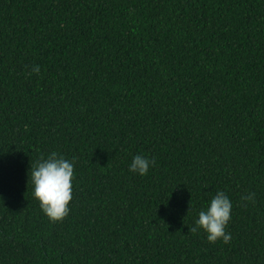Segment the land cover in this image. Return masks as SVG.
I'll return each instance as SVG.
<instances>
[{"label":"trees","instance_id":"trees-1","mask_svg":"<svg viewBox=\"0 0 264 264\" xmlns=\"http://www.w3.org/2000/svg\"><path fill=\"white\" fill-rule=\"evenodd\" d=\"M218 190L227 244L191 231ZM0 264H264V0H0Z\"/></svg>","mask_w":264,"mask_h":264},{"label":"clouds","instance_id":"clouds-1","mask_svg":"<svg viewBox=\"0 0 264 264\" xmlns=\"http://www.w3.org/2000/svg\"><path fill=\"white\" fill-rule=\"evenodd\" d=\"M32 72L39 74L40 66L35 65ZM154 159L144 155H135L129 164V171L140 176L147 175ZM74 160L53 151L31 166L29 181L33 186V197L39 202L42 212L52 221H59L70 212L72 200V180L74 178ZM255 193L242 196L244 201H252ZM232 202L229 196L218 190L206 207L199 211L198 218L191 228L193 233L203 230L209 242L222 240L225 244L231 240L226 231L231 218Z\"/></svg>","mask_w":264,"mask_h":264}]
</instances>
